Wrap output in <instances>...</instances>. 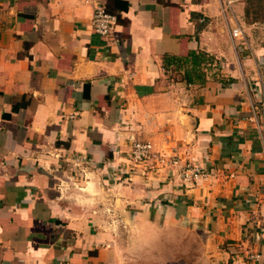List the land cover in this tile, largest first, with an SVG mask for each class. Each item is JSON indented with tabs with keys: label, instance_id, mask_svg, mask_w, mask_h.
Wrapping results in <instances>:
<instances>
[{
	"label": "crops",
	"instance_id": "crops-1",
	"mask_svg": "<svg viewBox=\"0 0 264 264\" xmlns=\"http://www.w3.org/2000/svg\"><path fill=\"white\" fill-rule=\"evenodd\" d=\"M254 1L0 0V264H264ZM134 139L179 164L125 172Z\"/></svg>",
	"mask_w": 264,
	"mask_h": 264
},
{
	"label": "built area",
	"instance_id": "built-area-1",
	"mask_svg": "<svg viewBox=\"0 0 264 264\" xmlns=\"http://www.w3.org/2000/svg\"><path fill=\"white\" fill-rule=\"evenodd\" d=\"M226 4L232 7L235 0H225ZM94 31L101 36L111 35L119 24V17L116 13L109 11L104 6H98L92 18ZM232 34L237 38H244V31L240 23H237L232 29ZM250 91L256 96L257 100L250 103V115L247 119L256 124L259 128L262 147L260 153L264 158V82L262 80L251 85ZM125 161V172L148 174L160 170L166 166L177 165L180 162V157L177 153L167 155L156 150L154 143L150 140L134 139L131 142L130 150L127 153ZM90 162L87 156H78L73 162L74 166L86 165ZM180 174L194 182L208 178L213 175V171L204 165L186 161L181 165ZM253 257H258V254H252ZM60 264H70L68 261H63Z\"/></svg>",
	"mask_w": 264,
	"mask_h": 264
},
{
	"label": "rangeland",
	"instance_id": "rangeland-1",
	"mask_svg": "<svg viewBox=\"0 0 264 264\" xmlns=\"http://www.w3.org/2000/svg\"><path fill=\"white\" fill-rule=\"evenodd\" d=\"M249 22L250 32L253 35L261 36L264 38V0H256L253 2L250 8ZM258 21L262 23L261 26H257Z\"/></svg>",
	"mask_w": 264,
	"mask_h": 264
},
{
	"label": "trees",
	"instance_id": "trees-1",
	"mask_svg": "<svg viewBox=\"0 0 264 264\" xmlns=\"http://www.w3.org/2000/svg\"><path fill=\"white\" fill-rule=\"evenodd\" d=\"M118 3H119V0H116ZM260 1V0H259ZM124 6L125 8H128V4L127 2H124ZM112 12V11H111ZM117 14V13H116ZM118 15V14H117ZM119 17V20H120V16L118 15ZM208 57H206V55L204 53H200V54H197V53H194L191 55V59H192V63H193V67L194 68H198L199 66H201V64L207 60ZM168 61L170 62H173V61H176V62H179L180 58H175V57H167L166 58ZM187 61V59H186ZM187 78L188 80H191V73H188L187 74Z\"/></svg>",
	"mask_w": 264,
	"mask_h": 264
}]
</instances>
